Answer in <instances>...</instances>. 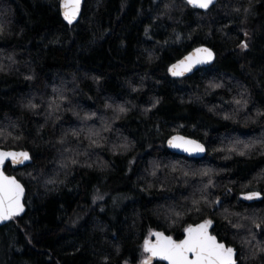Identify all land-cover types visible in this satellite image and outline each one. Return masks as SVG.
Wrapping results in <instances>:
<instances>
[{
    "label": "trees",
    "instance_id": "obj_1",
    "mask_svg": "<svg viewBox=\"0 0 264 264\" xmlns=\"http://www.w3.org/2000/svg\"><path fill=\"white\" fill-rule=\"evenodd\" d=\"M60 1L0 0V148L33 158L6 168L27 212L0 228V264H142L155 231L207 219L239 264H264V0H85L73 25ZM203 45L213 66L169 75ZM175 134L206 156L172 153Z\"/></svg>",
    "mask_w": 264,
    "mask_h": 264
},
{
    "label": "snow or ice",
    "instance_id": "obj_2",
    "mask_svg": "<svg viewBox=\"0 0 264 264\" xmlns=\"http://www.w3.org/2000/svg\"><path fill=\"white\" fill-rule=\"evenodd\" d=\"M187 3L190 5L198 6L203 9H207L213 3V0H187ZM65 8L70 7L65 3ZM74 9L72 15H75V10L79 8V0H76V3L71 5ZM72 15L65 13V18L68 19L69 23L72 22ZM245 36H248V33H244ZM242 50H247L249 44L244 42L239 45ZM201 51L200 49L197 50ZM203 51L208 52L209 58L212 57V53L204 49ZM189 61H192L193 58L189 57ZM205 60L196 59L194 63H205ZM193 64L188 63L186 70H191ZM180 67L179 65H174L172 69L173 75H182V72H177L176 68ZM27 79H32L31 76ZM159 103V101H156ZM239 103V102H238ZM30 108H36L34 104L29 105ZM121 112H124L125 109L121 108ZM179 139V138H178ZM185 144H194V141H184ZM174 147H181V144H173ZM199 151H203V147L197 145ZM185 151H190L189 148H185ZM20 155L24 159H30V156L27 152H8L0 151V168L4 165L7 159L15 160L16 156ZM243 155V153H241ZM76 163V161H73ZM204 175H208L207 172ZM48 183H53V181H48ZM211 186V182H209ZM24 189L20 183L17 182L15 178H10L4 176L0 172V221L12 219L14 216L20 214L23 211V204L21 199L23 196ZM258 194H253L246 196L245 199L251 200ZM102 199V197H98ZM204 205H220V200L218 198L214 200L203 199ZM201 201L194 200L193 208L187 209V211H202L200 207ZM178 216L179 213H176ZM248 219V217H245ZM214 221L212 219L204 220L202 223H199L195 227H189L187 229V238L179 242L172 239L170 236H165L163 233H156L155 235L159 237L155 244H152L150 241H146L144 249L151 257H159L163 260H167L170 264H236V250L233 247L226 246L225 243H221L217 240L216 236H213L209 232V228L212 226ZM252 223L256 228L261 227V223H257L256 220H253ZM240 224L234 225V227H240ZM255 239V235L252 237ZM264 251V249H261ZM255 255V253H253ZM145 264H150L149 261H145Z\"/></svg>",
    "mask_w": 264,
    "mask_h": 264
},
{
    "label": "water",
    "instance_id": "obj_3",
    "mask_svg": "<svg viewBox=\"0 0 264 264\" xmlns=\"http://www.w3.org/2000/svg\"><path fill=\"white\" fill-rule=\"evenodd\" d=\"M184 1L187 2V0H184ZM218 1L219 0H213V3L211 4V6L209 8H207V9H203V8L198 7V6H194V5H190V4L189 5L192 8H194V9H198V10H201L203 12H207L211 8H213L218 3ZM65 3L70 5V7H68L66 9L65 6H64ZM75 3H76V0H61L60 1V9H61L62 16H63L64 20L70 25H73V24L77 23L80 20L85 0H79V8H78V10H75V15H72L74 9L71 7V5H73ZM66 12L69 13V15H72V22L71 23H69L68 19L65 18V13ZM198 49H200L201 51L198 52L197 51ZM204 49L209 50L213 54L211 58H209L207 51H203ZM189 57H192L193 60L189 61L188 60ZM196 59H202V60H205L206 62L205 63H194V61ZM216 59H217L216 52L212 48H210L209 46L203 45V46L196 47L192 51H190L186 56H184L182 59H180L179 61L175 62L173 65L170 66L169 75L172 78H174V79H184V78L190 77L193 74H195L196 72L200 71L201 69L213 66L215 64ZM188 63H192L193 64V66H192L190 71L186 70V66H187ZM174 65H179L180 66V67L176 68V71L177 72H182L183 73L182 75H173L172 74V69H173ZM184 141H194L195 143L194 144H185ZM173 144H181L182 146L181 147H174ZM166 145H167V148L172 153H174L176 155L184 156V157H187V158H190V159H203L206 156V154H207V147H206V145L203 142H201V141H199L197 139L191 138V137H187V136H185L183 134H175V135L171 136L167 140ZM197 145L202 146L203 147V151H199L198 148H197ZM185 148H189L190 151H185L184 150ZM0 151H8V152H16V153L27 152L29 154V156H30V159H24L22 156L17 155L15 160L7 159L5 161V163H4V165L2 166V168H0V172H2V174L4 176H8L10 178H15L17 180V182L20 183L22 185L23 189H24L23 196H22V199H21V203L23 204V211L20 214L14 216L13 218L22 217L27 212V206H26L27 189L23 185V183L15 175L8 174L6 172V168H7L8 165H11V167L13 169H15V170L16 169H20V168H25V167H27V166H29V165H31L33 163V158L31 156V153L29 151H25V150L2 149V148H0ZM253 194H258V195H256L251 200L245 199L246 196L253 195ZM261 199H262V194L260 192H250V193H247V194H243L241 196V200H243L244 202H247V203H255L257 201H260ZM12 219L0 221V228L5 226V225H7ZM200 223H202V222H200ZM198 224H193V225H191L189 227H195ZM214 226H215V223H213L212 226L209 228V232H210L211 235L216 236V235H214L212 233V229L214 228ZM187 229L185 231L184 237L181 240L187 238ZM156 233H163L165 236H170V235H168V234H166V233H164L162 231H155L152 234V238H149L146 241H150L152 244H155L156 241L159 239V237L155 235ZM170 237L172 239L176 240L177 242L181 241V240H177V239L173 238L172 236H170ZM217 240L220 241L218 237H217ZM220 242L221 243H225V242H222V241H220ZM226 246H228V245L226 244ZM229 247H232V246H229ZM233 248H235V247H233ZM146 254H147V257L142 261V264H145V261H149L150 264H153L155 262H160V263H163V264H170V262L167 261V260H163V259H161L159 257H151V255L149 253H147V252H146ZM235 258H236V264H239L238 251L237 250H236V257Z\"/></svg>",
    "mask_w": 264,
    "mask_h": 264
},
{
    "label": "flooded vegetation",
    "instance_id": "obj_4",
    "mask_svg": "<svg viewBox=\"0 0 264 264\" xmlns=\"http://www.w3.org/2000/svg\"><path fill=\"white\" fill-rule=\"evenodd\" d=\"M262 198H263V195H262Z\"/></svg>",
    "mask_w": 264,
    "mask_h": 264
}]
</instances>
